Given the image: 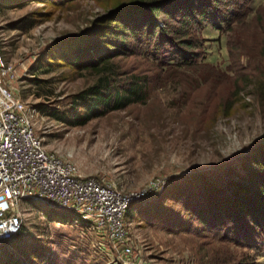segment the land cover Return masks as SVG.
Instances as JSON below:
<instances>
[{"label":"rangeland","instance_id":"rangeland-1","mask_svg":"<svg viewBox=\"0 0 264 264\" xmlns=\"http://www.w3.org/2000/svg\"><path fill=\"white\" fill-rule=\"evenodd\" d=\"M14 1L0 0V5L5 4L0 8V50L14 72L12 88L37 110L33 119L35 132L48 150L70 161L82 176L109 179L125 193L138 194L131 201L135 218L126 223L136 247L150 264H264V249L255 255L229 243L185 235L182 225L171 223L167 226L172 231L169 233L163 225H149L143 220L165 187L177 191L186 186L181 191L184 194L190 187L198 189L201 185L231 200L227 186L242 183L248 176V165L264 150V107L251 105L252 96L246 92H254V88H246L249 80L238 82L248 72L261 75L264 0H253L250 12L234 23L232 30L225 28L219 32L208 24L197 35L208 63L229 73L233 71V76L216 90L201 88L195 101H207V109L211 110L217 97L226 95L235 81L239 88H245L233 97L237 102L232 114L218 118L209 137H202L190 125L198 119L195 106L171 108L166 98L174 92L172 85L156 90L146 104L112 111L82 125L69 126L40 111L35 106L38 102L46 103L51 110L66 109L70 97L87 84L86 76H78L79 71L73 69L65 70V78L62 69L33 71L41 52L55 50L60 54L71 50L65 38L78 33L90 19L102 13V4L108 0H78L64 6ZM225 4L220 6L223 10L230 8ZM27 15L35 23L26 30L15 28V23ZM128 60V65L140 74L150 72V66L140 56ZM33 72L39 78L52 80L47 86L52 90L49 96L33 95ZM181 73L168 75V80L175 81ZM185 201L177 208L182 217L189 205ZM40 204H20L21 241L37 253L43 249L39 255L45 261L40 264H119L115 256L103 249L106 244H100L84 223L55 222L47 212L60 211Z\"/></svg>","mask_w":264,"mask_h":264},{"label":"trees","instance_id":"trees-1","mask_svg":"<svg viewBox=\"0 0 264 264\" xmlns=\"http://www.w3.org/2000/svg\"><path fill=\"white\" fill-rule=\"evenodd\" d=\"M31 1L64 6L78 0H23L21 3ZM252 1L108 0L102 4V13L90 19L78 33L65 38L64 42L70 43L71 50L60 54L55 50H45L40 54L38 66L32 68L33 71L42 68L43 73L62 69L63 77L66 69L77 70L80 73L78 76H86L87 84L70 97L64 110H51L43 102L35 106L66 125H82L112 111L146 104L156 90L172 85L174 92L166 98L169 105H172L171 108L195 106L199 110L198 119L190 122V125L202 137H206L218 118L232 114L237 102L233 97L245 91V88H239L235 81L234 87L226 95L217 97L211 110L207 109V101H195L196 92L201 88L216 90L233 76V71L229 73L208 63L206 55L201 52L197 35L208 24L219 32L225 28L232 30L236 25L234 23L250 12ZM225 3L230 8L223 10L220 6H225ZM29 16L16 22L14 27L18 30L30 28L35 21ZM136 56L148 63L149 73L140 74L137 68L128 65V59ZM262 61L261 75L248 72L238 80L240 84L243 79L249 80L246 88L252 86L254 92L246 93L252 96L251 105L256 104L260 108L264 107V50ZM176 72L182 73L170 82L168 75ZM31 74L30 87L36 88L33 95L49 96L52 90L47 86L52 80L39 78L35 72ZM26 95L23 94V97ZM246 171L248 176L242 183L227 186L232 194L231 200L223 199L201 185L198 189L190 187L184 194L181 191L186 186L177 191L165 187L153 200L152 209L147 211L143 220L149 225H163L169 233L172 231L167 226L171 223L177 227L182 225L185 235L229 243L256 255L264 249V150L252 159ZM170 191L174 194L171 195ZM185 199L189 205L182 217L177 208ZM132 206L130 203L125 211V222L135 218ZM55 211L60 212H47L48 218L55 222L71 221L72 224L77 219V215L71 211ZM74 216L76 218L72 220ZM21 227L11 239L0 244V264H40L45 261L39 255L43 254L42 248L37 253L21 241Z\"/></svg>","mask_w":264,"mask_h":264},{"label":"built area","instance_id":"built-area-1","mask_svg":"<svg viewBox=\"0 0 264 264\" xmlns=\"http://www.w3.org/2000/svg\"><path fill=\"white\" fill-rule=\"evenodd\" d=\"M13 79L0 50V244L19 231L21 202L41 203L77 215L73 223H84L119 264H150L124 219L138 194L125 193L109 179L82 176L48 150L35 132L38 112L12 88Z\"/></svg>","mask_w":264,"mask_h":264}]
</instances>
